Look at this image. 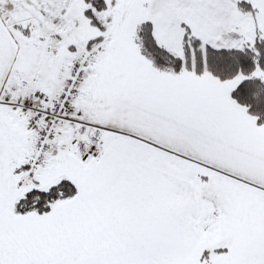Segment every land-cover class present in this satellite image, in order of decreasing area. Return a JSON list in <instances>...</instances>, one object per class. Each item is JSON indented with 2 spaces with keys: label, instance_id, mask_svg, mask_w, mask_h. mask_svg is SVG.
<instances>
[{
  "label": "snow or ice",
  "instance_id": "1",
  "mask_svg": "<svg viewBox=\"0 0 264 264\" xmlns=\"http://www.w3.org/2000/svg\"><path fill=\"white\" fill-rule=\"evenodd\" d=\"M0 264H264V0H0Z\"/></svg>",
  "mask_w": 264,
  "mask_h": 264
}]
</instances>
